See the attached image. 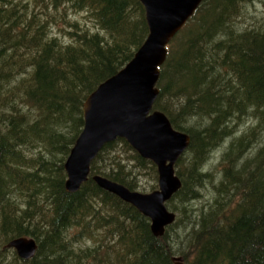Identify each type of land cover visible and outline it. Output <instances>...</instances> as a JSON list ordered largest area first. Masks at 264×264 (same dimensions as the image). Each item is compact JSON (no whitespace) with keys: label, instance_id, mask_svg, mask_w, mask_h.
Wrapping results in <instances>:
<instances>
[{"label":"trees","instance_id":"obj_1","mask_svg":"<svg viewBox=\"0 0 264 264\" xmlns=\"http://www.w3.org/2000/svg\"><path fill=\"white\" fill-rule=\"evenodd\" d=\"M254 1L203 0L168 45L154 109L191 142L176 164L182 187L167 203L176 220L156 236L150 218L93 179L132 190L143 175L159 179L128 140L102 147L77 192L67 190L65 169L86 98L149 34L144 4L0 0V264H175L176 256L184 264H264V22L238 26ZM241 123L248 125L222 156L220 183L196 210L191 202L212 177L201 169L207 154ZM21 236L38 244L30 259L8 246Z\"/></svg>","mask_w":264,"mask_h":264},{"label":"water","instance_id":"obj_2","mask_svg":"<svg viewBox=\"0 0 264 264\" xmlns=\"http://www.w3.org/2000/svg\"><path fill=\"white\" fill-rule=\"evenodd\" d=\"M145 6L149 34L133 58L116 74L103 81L84 103V128L65 162L66 188L77 192L89 179L91 163L102 147L125 138L143 157L158 167L159 188L151 192L132 190L103 175L97 184L135 206L151 220L154 235L161 236L176 219L167 202L182 187L175 164L191 142L188 133L175 128L161 110H152L159 95L161 66L168 45L203 0H141ZM8 246L30 259L38 250L33 237L14 238ZM175 264H184L180 256Z\"/></svg>","mask_w":264,"mask_h":264},{"label":"rangeland","instance_id":"obj_3","mask_svg":"<svg viewBox=\"0 0 264 264\" xmlns=\"http://www.w3.org/2000/svg\"><path fill=\"white\" fill-rule=\"evenodd\" d=\"M76 16L79 18L78 20H80L82 24H84V21L87 20L86 18H83V16H85L84 12H78V14ZM257 22H259V23L264 22V0H255L254 2L246 3L245 9H244V15L239 18L238 26L242 29H245V28H247V26H251ZM87 25L92 26L93 23L88 20ZM55 31H57V29H55ZM180 100L181 99L177 100L179 105H181ZM172 102L174 105L175 100H173ZM192 118L194 120L195 119H199V120L202 119L201 117H198V116L197 117L193 116ZM205 123H206V121H205ZM247 125L248 124H246V123H241L238 126V128L235 129V132L232 133V135L229 137V139L226 140V143H224L220 147L216 146L217 148L215 147L213 150H210V152L207 154V157L205 159V162L202 164L201 169H204L205 172L211 173L212 177L210 179H209V177L207 178L204 186L200 190L201 194H203V197H201L199 199H195L191 202L193 208H195L196 210L198 208L202 207L203 205L207 204L208 200L212 197L213 191H212V187H211L212 185L211 184L213 183V185L214 184L217 185L218 183H220V180H221L220 177L222 175L221 174L222 156L225 153V150H226L227 146L229 145V142L232 141L233 139L237 138V136H240L246 130ZM262 137H264V134L262 135ZM140 183H141V187L138 188L137 190L141 191V192L153 191L152 190L153 188H150L152 184H157V186L159 187V179H157L155 181V180H153L152 176H150V175H143L140 178ZM143 188H147V189H143ZM174 202H175V204H177V206L184 204L183 202L179 203V201H177V200H175ZM185 203L188 204L190 202H185ZM177 214H178V217L180 218V223L178 225H176V227H177L176 229H177L178 233L181 234V236H184L188 232V229L183 226V223H181L183 221L184 216H182L181 212H179V211H177ZM98 236L101 237V234H99ZM85 243H86L85 246H94L93 240H89L88 242H85Z\"/></svg>","mask_w":264,"mask_h":264},{"label":"bare ground","instance_id":"obj_4","mask_svg":"<svg viewBox=\"0 0 264 264\" xmlns=\"http://www.w3.org/2000/svg\"><path fill=\"white\" fill-rule=\"evenodd\" d=\"M152 110H155V109H154V105H153V109H152ZM190 137H191V136H190ZM238 186H239V185H238ZM221 195H222V194H221ZM175 220H176V219H175ZM174 222H175V221H174ZM174 222H173V223H174ZM173 223H172V224H173Z\"/></svg>","mask_w":264,"mask_h":264}]
</instances>
